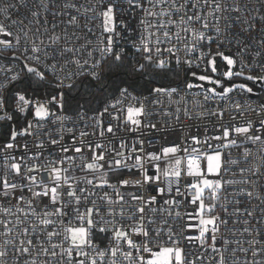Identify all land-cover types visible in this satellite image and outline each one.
Wrapping results in <instances>:
<instances>
[{
    "label": "snow or ice",
    "instance_id": "obj_1",
    "mask_svg": "<svg viewBox=\"0 0 264 264\" xmlns=\"http://www.w3.org/2000/svg\"><path fill=\"white\" fill-rule=\"evenodd\" d=\"M0 264H264V0H0Z\"/></svg>",
    "mask_w": 264,
    "mask_h": 264
}]
</instances>
